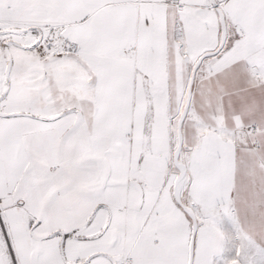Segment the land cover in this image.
Instances as JSON below:
<instances>
[{
    "label": "snow or ice",
    "instance_id": "1",
    "mask_svg": "<svg viewBox=\"0 0 264 264\" xmlns=\"http://www.w3.org/2000/svg\"><path fill=\"white\" fill-rule=\"evenodd\" d=\"M0 264H264V0H0Z\"/></svg>",
    "mask_w": 264,
    "mask_h": 264
}]
</instances>
